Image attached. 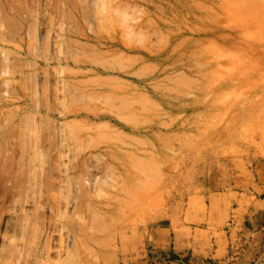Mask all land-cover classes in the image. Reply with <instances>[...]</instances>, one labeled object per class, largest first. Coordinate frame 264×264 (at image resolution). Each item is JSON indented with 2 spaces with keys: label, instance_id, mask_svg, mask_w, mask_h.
<instances>
[{
  "label": "rangeland",
  "instance_id": "1",
  "mask_svg": "<svg viewBox=\"0 0 264 264\" xmlns=\"http://www.w3.org/2000/svg\"><path fill=\"white\" fill-rule=\"evenodd\" d=\"M263 176L264 0H0V264H264L159 247Z\"/></svg>",
  "mask_w": 264,
  "mask_h": 264
},
{
  "label": "crops",
  "instance_id": "2",
  "mask_svg": "<svg viewBox=\"0 0 264 264\" xmlns=\"http://www.w3.org/2000/svg\"><path fill=\"white\" fill-rule=\"evenodd\" d=\"M261 190L239 192L233 186L219 189L209 197L208 209L215 216L205 214V225L185 227L171 239L159 245L163 251L178 256L188 255L197 260L221 261L236 253L250 251L255 245L264 247V176ZM259 184V183H257ZM259 187V185H257ZM259 187V188H260ZM221 202L216 205V202Z\"/></svg>",
  "mask_w": 264,
  "mask_h": 264
}]
</instances>
